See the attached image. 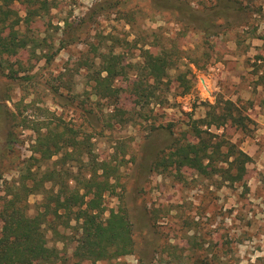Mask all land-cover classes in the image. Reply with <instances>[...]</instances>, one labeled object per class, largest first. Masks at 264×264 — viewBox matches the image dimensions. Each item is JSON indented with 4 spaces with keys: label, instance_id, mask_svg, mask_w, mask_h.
<instances>
[{
    "label": "rangeland",
    "instance_id": "rangeland-1",
    "mask_svg": "<svg viewBox=\"0 0 264 264\" xmlns=\"http://www.w3.org/2000/svg\"><path fill=\"white\" fill-rule=\"evenodd\" d=\"M27 1L13 0L10 9L21 20L18 36L28 46L4 57L0 68V209L6 184L29 170L37 177L53 170L71 189L82 188L90 177L84 158L81 169L77 155L61 147L51 149L49 157L32 153L39 135L67 128L76 137L87 136L93 160L116 172L114 193L104 197L105 217L119 206L130 215L140 210L148 214V227L133 234L131 255L96 264H264V0H232L241 17L230 24L217 20L216 31L209 35L143 2L31 0L43 2L40 8ZM104 1L125 6L95 12L93 6ZM185 1L197 13L217 3ZM27 10L37 12L30 22L24 21ZM97 54L118 62L120 74L113 83L121 90L117 100L92 95ZM145 54L168 57L171 69L167 83L140 99L135 89L145 85ZM218 100L233 102L244 119V129L231 123L219 131L210 129L250 157L242 181L231 184L211 168L153 167L136 183V164L144 155L152 149L160 153L169 133L182 143L196 141L191 126ZM155 130L162 136L153 137ZM10 133L16 139L11 151ZM45 189L51 195L61 192L49 184ZM40 193L27 198L30 216L41 204ZM79 222L58 228V236L44 225L47 247L56 249L52 264H91L76 256ZM144 251L150 255L140 262Z\"/></svg>",
    "mask_w": 264,
    "mask_h": 264
},
{
    "label": "trees",
    "instance_id": "trees-1",
    "mask_svg": "<svg viewBox=\"0 0 264 264\" xmlns=\"http://www.w3.org/2000/svg\"><path fill=\"white\" fill-rule=\"evenodd\" d=\"M133 1L146 3L157 13L169 14L180 24L206 35L216 31L217 20L230 24L232 18L237 20L241 17L239 7L232 0H217L215 6L206 13L195 12L185 0H128L127 2ZM12 2L13 0H0V26L3 30H7V32H0V68L6 63L4 57L15 56L19 50L28 46L27 41L18 36L17 27L21 20L10 9ZM27 3L29 6H34L37 2L32 3L28 0ZM38 3L40 8L45 7L43 2ZM115 5L118 4H108L107 1L98 2L93 9L99 12ZM124 6L125 3H122L117 7ZM36 13L35 10H27L24 21L30 22ZM94 51L96 53L97 50L94 49ZM95 59L100 62L98 69H93L91 72L92 95L107 101L119 99L121 90L113 84L114 79L120 74L118 62L105 54H97ZM143 59L142 69L145 75L142 81L145 85L140 84L135 89L140 92V99L146 98L147 90L154 89L151 91L154 93L161 84L167 83L168 71L171 69V60L168 57L145 54ZM8 77L16 79L13 74H8ZM54 94L57 95V92ZM1 108L0 106V115ZM208 108L205 118L194 122L190 128L196 141L182 143L173 140L169 133V137L165 139L164 148L160 150L161 154L168 152L167 154L161 156L159 151L155 152L152 149L144 155L139 164H136L137 170L134 174L136 183L143 182L153 167V169L162 168L163 170L186 167L197 172L211 168L213 172L221 171L226 181L231 184L242 181L250 157L235 144L222 139V135L212 134L210 129L213 127L219 131L228 123L236 128L244 129V119L231 101L218 100ZM117 113L122 115L124 112L117 110ZM197 123H200L205 130L200 129ZM161 133L162 131L155 130L153 137L162 136ZM76 136L77 132L67 128H63L61 132L39 135L32 153L42 158L49 157L54 154H51V149L61 147L77 155L81 169L84 158L87 161L84 168L89 170L90 177L82 182V188L71 189L67 182L59 178L62 174L53 170L43 173L40 177L29 170L27 175L18 181L11 184L5 183L7 188L0 209L2 222L0 264H52L56 249L47 247L43 227L46 225L54 235L58 236L61 234L57 229L68 228L72 221H80L76 256L81 262L96 264L133 253V234L148 227V214L140 210L130 215L126 207L119 206L116 211L110 210L105 217L107 210L104 206V197L106 193H114L117 183L116 172L108 164L104 162L97 164L93 160L92 146L87 136ZM14 142L16 139L10 133L7 150H12L10 145ZM33 159L36 160V158ZM224 166H226L225 169L222 168ZM1 177L0 175V179ZM74 181L76 184L80 183L76 178ZM46 184L51 187L58 186L61 192L59 190L56 195H51L50 189H45ZM34 192H42L40 193L42 200L36 214L30 216L27 198ZM123 202L126 206V202ZM149 255L146 251L139 253L140 262L146 261Z\"/></svg>",
    "mask_w": 264,
    "mask_h": 264
}]
</instances>
